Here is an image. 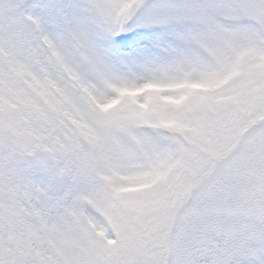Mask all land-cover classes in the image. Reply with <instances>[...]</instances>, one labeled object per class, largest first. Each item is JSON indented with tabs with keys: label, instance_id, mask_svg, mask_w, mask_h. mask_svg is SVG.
<instances>
[{
	"label": "snow or ice",
	"instance_id": "obj_1",
	"mask_svg": "<svg viewBox=\"0 0 264 264\" xmlns=\"http://www.w3.org/2000/svg\"><path fill=\"white\" fill-rule=\"evenodd\" d=\"M0 264H264V0H0Z\"/></svg>",
	"mask_w": 264,
	"mask_h": 264
}]
</instances>
